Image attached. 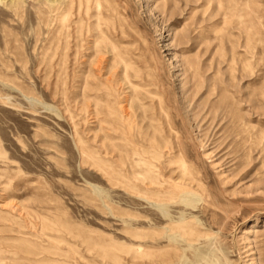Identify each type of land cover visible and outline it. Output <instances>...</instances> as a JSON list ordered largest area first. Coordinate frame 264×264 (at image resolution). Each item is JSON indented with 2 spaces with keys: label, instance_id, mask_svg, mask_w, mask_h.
<instances>
[{
  "label": "rangeland",
  "instance_id": "obj_1",
  "mask_svg": "<svg viewBox=\"0 0 264 264\" xmlns=\"http://www.w3.org/2000/svg\"><path fill=\"white\" fill-rule=\"evenodd\" d=\"M0 264H264V0H0Z\"/></svg>",
  "mask_w": 264,
  "mask_h": 264
},
{
  "label": "bare ground",
  "instance_id": "obj_2",
  "mask_svg": "<svg viewBox=\"0 0 264 264\" xmlns=\"http://www.w3.org/2000/svg\"><path fill=\"white\" fill-rule=\"evenodd\" d=\"M114 173V172H113ZM173 193V192H172ZM162 210V209H161ZM168 234V233H167ZM170 238V237H169ZM178 240V239H177ZM172 241V240H171ZM170 242V241H169ZM173 242V241H172Z\"/></svg>",
  "mask_w": 264,
  "mask_h": 264
}]
</instances>
